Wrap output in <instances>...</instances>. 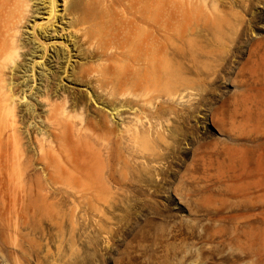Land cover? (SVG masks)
<instances>
[{
	"label": "rangeland",
	"instance_id": "rangeland-1",
	"mask_svg": "<svg viewBox=\"0 0 264 264\" xmlns=\"http://www.w3.org/2000/svg\"><path fill=\"white\" fill-rule=\"evenodd\" d=\"M42 1L0 0V264H264V0Z\"/></svg>",
	"mask_w": 264,
	"mask_h": 264
},
{
	"label": "bare ground",
	"instance_id": "bare-ground-1",
	"mask_svg": "<svg viewBox=\"0 0 264 264\" xmlns=\"http://www.w3.org/2000/svg\"><path fill=\"white\" fill-rule=\"evenodd\" d=\"M10 1L11 0H6V2H7V4H11L10 3ZM65 1V0H64ZM88 1V0H87ZM19 2V1H18ZM42 2H44V0L42 1ZM5 3V2H4ZM14 3V2H13ZM47 5H49V16L48 17H46L45 19L47 20V22L46 23H51L52 21H56L55 19H57L58 17H57V15H58V13H60L59 11H61V9H59V0H47ZM15 4V3H14ZM66 4V3H65ZM25 6H26V3L24 4ZM28 6H29V4H27ZM45 5V4H44ZM79 5H81V4H79ZM105 5V4H104ZM128 5V4H127ZM19 6V5H18ZM25 6H20V8H22V10L21 11H23L24 9H23V7H25ZM61 6V5H60ZM136 6V5H135ZM45 7V6H44ZM43 7V8H44ZM66 7V6H65ZM27 8V7H26ZM106 8V7H105ZM12 9V8H11ZM18 9H19V7H18ZM123 9V8H122ZM119 12V11H118ZM122 12V11H121ZM48 14V13H47ZM150 14V13H149ZM122 15V14H121ZM136 16V14H133V17H135ZM139 16V15H138ZM18 17V16H17ZM125 17H126V14H125ZM151 17H152V15H151ZM150 17V18H151ZM71 18V17H70ZM102 19L101 20H99V24L98 25H101V23H102V20H103V17H101ZM127 18V17H126ZM150 18L148 19V18H146L147 20H150ZM152 18H155V17H152ZM117 19V18H116ZM128 19V18H127ZM130 20V19H129ZM133 20H135V23L137 22L136 20H138V19H133ZM58 21H59V19H58ZM14 22V21H13ZM131 22V21H130ZM130 22H126L125 20H124V18L122 17L121 19H119V21H118V23L121 25V24H123V23H130ZM53 23V22H52ZM130 24H133L132 22L130 23ZM14 25V24H13ZM12 24H11V26H13ZM15 25H17V22H16V24ZM51 25V24H50ZM53 25H54V23H53ZM139 25H141V24H139ZM4 28H5V26H4ZM13 28V27H12ZM138 28V27H137ZM6 29V28H5ZM139 29H141V28H139ZM140 31V30H139ZM6 33V32H5ZM7 33H9V32H7ZM18 33V32H17ZM32 33V32H31ZM48 33V32H47ZM138 33V32H137ZM9 34H11V35H13L12 34V32L11 33H9ZM34 34V33H33ZM66 34V33H65ZM10 35V36H11ZM15 36V35H14ZM37 36V35H36ZM58 36V35H57ZM38 37V36H37ZM6 38V37H5ZM53 38H55V37H53ZM86 38V37H85ZM15 39V38H14ZM14 39H10V42H11V40H12V44L11 43H9V44H11L12 46L11 47H13V44H14V46H15V44L17 43V42H15V40ZM61 39V38H60ZM131 40L132 42H135V43H137L139 40H140V38H138V37H135L134 36V38H130V37H127V40ZM15 43H14V42ZM140 42V41H139ZM134 43V44H135ZM5 44V43H4ZM47 45V44H46ZM133 45V44H132ZM45 46V45H44ZM134 46V45H133ZM132 46V47H133ZM136 46H138V44L136 45ZM9 47V46H8ZM130 47V46H129ZM131 47V48H132ZM10 48V47H9ZM16 48V47H15ZM45 48H47V47H45ZM118 49V48H117ZM10 50H11V48H10ZM4 51V50H3ZM12 51H13V49H12ZM16 51V53H17V51L18 50H16V49H14V52ZM125 51H126V49H125ZM8 53H9V51H8ZM5 54H6V52H5ZM12 54V55H11ZM9 55H11V57L10 58H8V59H11V58H13L14 57V55H16L15 53L13 54V52L11 53V51H10V53H9ZM5 56V55H4ZM19 56V55H18ZM6 57V56H5ZM8 59H5V60H7L8 61ZM37 63V62H36ZM1 65V64H0ZM37 66V65H36ZM34 74V73H33ZM12 90V89H11ZM11 93H13V92H11ZM6 96H7V99H9L10 100V104H11V102H13L12 100H13V98H12V95L9 93L8 95L6 94ZM1 97V96H0ZM6 98V97H5ZM1 99V98H0ZM3 100V99H2ZM15 100V99H14ZM48 100V99H47ZM67 100V99H66ZM46 101V100H45ZM4 102H9L8 100H6V101H4ZM2 103V102H1ZM0 103V104H1ZM15 103V102H14ZM13 103V104H14ZM58 103V102H57ZM12 104V105H13ZM59 104V103H58ZM51 105V104H50ZM14 106V105H13ZM4 107H7V106H4ZM11 107V106H10ZM50 108V107H49ZM65 108V107H64ZM10 110V109H9ZM52 110V109H51ZM58 110V109H57ZM13 111H15L14 110V108H13ZM61 111V110H60ZM11 114V113H10ZM67 115V114H66ZM75 115V114H74ZM52 116V115H51ZM77 116V115H76ZM9 117V116H8ZM75 117V116H74ZM73 117V118H74ZM68 118V117H67ZM72 118V119H73ZM5 119V118H4ZM10 119V118H9ZM8 119V120H9ZM69 120V119H68ZM52 121V120H51ZM68 122V121H67ZM60 125V124H59ZM72 127V126H71ZM102 145V144H101ZM94 149V148H93ZM98 153V152H97ZM96 153V154H97ZM100 153V152H99ZM99 153H98V155H99ZM100 157V156H99ZM15 248V247H14Z\"/></svg>",
	"mask_w": 264,
	"mask_h": 264
}]
</instances>
